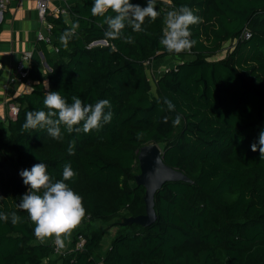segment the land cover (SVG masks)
Here are the masks:
<instances>
[{
	"label": "trees",
	"instance_id": "1",
	"mask_svg": "<svg viewBox=\"0 0 264 264\" xmlns=\"http://www.w3.org/2000/svg\"><path fill=\"white\" fill-rule=\"evenodd\" d=\"M91 4L78 0L68 8L79 27L67 47L59 36L71 25L61 15L47 17L57 52L42 47L47 71L30 65L31 91L11 101L17 117L0 118V211L21 217L15 225L10 215L0 221V264H264V153L251 150L264 129V0H157L155 21L146 18L142 32L123 30L131 42L107 43V26ZM180 5L200 21L189 26L193 47L175 54L159 41L167 12ZM245 31L250 38L241 40ZM222 50V59L208 60ZM173 56L187 59L156 79L152 91L148 66ZM45 83L69 102L73 95L85 103L110 100L111 121L87 133L65 132L62 140L22 128L28 111L46 107ZM177 114L181 123L174 125ZM149 143L191 182L165 183L155 193L152 225L121 226L122 218L145 214V190L135 177L138 151ZM40 161L55 179L65 162L75 172L68 183L86 211L71 230L69 251L42 243L16 207L28 188L19 171ZM96 224L116 228L103 254L106 234ZM78 236L85 242L76 250Z\"/></svg>",
	"mask_w": 264,
	"mask_h": 264
},
{
	"label": "clouds",
	"instance_id": "2",
	"mask_svg": "<svg viewBox=\"0 0 264 264\" xmlns=\"http://www.w3.org/2000/svg\"><path fill=\"white\" fill-rule=\"evenodd\" d=\"M157 0H146L144 6L130 2V0H92L91 14L101 17L107 26L104 31L105 42L118 38L131 42V36H125L123 30L130 27L133 32H142V25L146 18L155 21L159 11ZM200 17L187 5L169 10L166 14L163 36L159 43L170 53L179 54L190 50L195 44L191 39L190 25H195ZM79 27V22H73L59 36L61 43L67 47L69 40ZM169 111L175 109L171 100L165 99ZM43 104L44 109L28 111L25 121L21 125L24 129H43L55 139L62 140L64 133H87L108 124L112 119L111 103L108 99H98L94 104L85 103L79 96L73 95L71 102L59 91L47 92ZM167 121V117H165ZM174 125L181 123V116L177 114L172 120ZM139 138V137H138ZM75 139L67 147L69 155L74 154ZM264 153V129L259 133L257 143L251 145V150ZM47 164L43 161L31 168L19 171L24 185L28 188L21 196L16 207L25 210L31 222H34L33 234L41 241L53 239L57 249L65 247V239L85 216L82 196L68 183L75 176L69 162H65L61 178L55 179L47 171ZM2 198V197H0ZM11 216V223L17 224L21 217L16 212L0 211V221H7Z\"/></svg>",
	"mask_w": 264,
	"mask_h": 264
},
{
	"label": "crops",
	"instance_id": "3",
	"mask_svg": "<svg viewBox=\"0 0 264 264\" xmlns=\"http://www.w3.org/2000/svg\"><path fill=\"white\" fill-rule=\"evenodd\" d=\"M36 1L38 0H8L6 10L0 20V118L5 117L6 103L31 91V86L13 77L15 67L22 55H29L30 65H35L42 74H45L47 66L41 49L44 46L47 51L53 52L50 46L36 41L37 33L45 32L36 14ZM46 1L48 15L54 17L61 15L69 25L75 22L68 8L78 0ZM170 58L176 64L184 61L180 56ZM165 59L157 63L161 64ZM154 64L156 63L153 62L152 69ZM44 86L49 92L50 86L47 83Z\"/></svg>",
	"mask_w": 264,
	"mask_h": 264
},
{
	"label": "water",
	"instance_id": "4",
	"mask_svg": "<svg viewBox=\"0 0 264 264\" xmlns=\"http://www.w3.org/2000/svg\"><path fill=\"white\" fill-rule=\"evenodd\" d=\"M140 173L135 177V183L144 188L145 214L137 217L121 219V226L131 224L148 227L156 220L154 211L155 193L169 182H191L180 171L173 169L162 161V152L158 145L149 143L138 151Z\"/></svg>",
	"mask_w": 264,
	"mask_h": 264
},
{
	"label": "built area",
	"instance_id": "5",
	"mask_svg": "<svg viewBox=\"0 0 264 264\" xmlns=\"http://www.w3.org/2000/svg\"><path fill=\"white\" fill-rule=\"evenodd\" d=\"M8 4V0H0V20L2 19V16L6 10ZM48 4L46 0H38L36 1V14L38 17V20L40 21L41 25L43 26L45 32L41 33L38 32L36 35V41L38 43H44L45 45L50 46L54 52H57L56 47L53 46L52 44V25L47 21V17L50 16L48 15ZM58 16V15H57ZM55 16V17H57ZM54 17V16H53ZM250 38V34L245 31L240 39L241 40H248ZM30 57L27 54H23L20 60L18 61L13 77L24 82L25 85L31 86L32 81L28 78V73H29V67H30ZM1 67V66H0ZM6 114L5 117H2V120H15L18 114L19 107L14 104V103H6ZM85 240L83 237L78 236L77 237V242L75 243V246L73 247L76 250L82 249L84 245ZM52 245L54 246L56 251H59L57 249L54 241H52Z\"/></svg>",
	"mask_w": 264,
	"mask_h": 264
},
{
	"label": "rangeland",
	"instance_id": "6",
	"mask_svg": "<svg viewBox=\"0 0 264 264\" xmlns=\"http://www.w3.org/2000/svg\"><path fill=\"white\" fill-rule=\"evenodd\" d=\"M226 47H228L229 45L228 44H225ZM224 50H222L221 52L217 53L216 55L208 58L209 61H216V60H219V59H222L224 57V53L223 52ZM179 58V57H178ZM183 60H186L187 57H182ZM171 61V62H170ZM156 64H154V68L152 69L151 66L152 64H150L148 66L149 70L147 71L148 73V78H149V81L152 85V91L154 90V81L156 79H158L167 69H170L172 67L175 66L176 62L173 61L170 57L169 58H166L163 62H160L157 63L155 62ZM164 63V64H163ZM153 70V71H152ZM121 223V220L119 221V225ZM95 227L98 229V230H103L105 232V237L103 239V242H102V249L98 252L100 254H103L104 251L108 248L109 246V243H110V240L114 237L115 233H116V228L115 226H113L112 224H96ZM41 241V240H40ZM53 239L51 238H47L45 239L44 241H41L42 243H46V244H50L52 243ZM71 234L65 239V247L63 249H60L62 252L63 251H69L70 249V246H71ZM68 247V248H67Z\"/></svg>",
	"mask_w": 264,
	"mask_h": 264
}]
</instances>
